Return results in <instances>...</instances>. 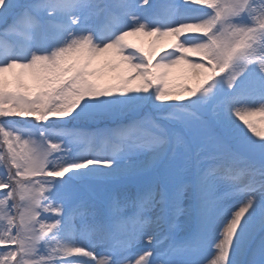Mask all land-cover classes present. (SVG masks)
<instances>
[{
  "label": "snow or ice",
  "instance_id": "6c2138e0",
  "mask_svg": "<svg viewBox=\"0 0 264 264\" xmlns=\"http://www.w3.org/2000/svg\"><path fill=\"white\" fill-rule=\"evenodd\" d=\"M260 125L264 0H0V264H264Z\"/></svg>",
  "mask_w": 264,
  "mask_h": 264
},
{
  "label": "rangeland",
  "instance_id": "374dc122",
  "mask_svg": "<svg viewBox=\"0 0 264 264\" xmlns=\"http://www.w3.org/2000/svg\"><path fill=\"white\" fill-rule=\"evenodd\" d=\"M160 2H162V0H150V3H160ZM145 7H147V6H145ZM150 39L151 38H149V37H143V36H139V37H137V36L129 37V40L132 41L133 43L143 44V46H145V47H147V42ZM166 50H170V49H166ZM161 54H163V53H161ZM254 119L259 120L260 117H255ZM260 126L261 127H264V125H260ZM184 230H185V225H184V222L181 221V232H180L181 235L183 234Z\"/></svg>",
  "mask_w": 264,
  "mask_h": 264
}]
</instances>
